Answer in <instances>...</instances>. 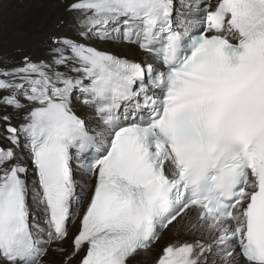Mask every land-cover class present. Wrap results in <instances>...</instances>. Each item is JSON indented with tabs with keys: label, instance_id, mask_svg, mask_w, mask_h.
I'll return each instance as SVG.
<instances>
[{
	"label": "snow or ice",
	"instance_id": "snow-or-ice-1",
	"mask_svg": "<svg viewBox=\"0 0 264 264\" xmlns=\"http://www.w3.org/2000/svg\"><path fill=\"white\" fill-rule=\"evenodd\" d=\"M59 6L0 59V264H264V0Z\"/></svg>",
	"mask_w": 264,
	"mask_h": 264
},
{
	"label": "bare ground",
	"instance_id": "bare-ground-1",
	"mask_svg": "<svg viewBox=\"0 0 264 264\" xmlns=\"http://www.w3.org/2000/svg\"><path fill=\"white\" fill-rule=\"evenodd\" d=\"M178 5L188 0H177ZM63 14L59 0H7L0 9V59H6L9 64L19 61L22 53H33L39 56L44 49L52 23ZM66 23L62 31L75 38V23L65 17ZM92 44L99 48L111 49L117 54L140 58V53L133 47L121 42L100 41L92 39ZM76 179L82 182L83 177L77 173ZM77 225H70L75 230ZM173 238V232L162 234L161 240L152 250L143 254L138 264H153L159 249ZM70 245V241L68 242Z\"/></svg>",
	"mask_w": 264,
	"mask_h": 264
}]
</instances>
